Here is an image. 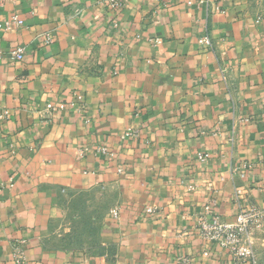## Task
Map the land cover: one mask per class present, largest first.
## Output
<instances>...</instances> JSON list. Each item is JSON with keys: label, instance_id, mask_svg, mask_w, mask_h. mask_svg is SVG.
<instances>
[{"label": "crops", "instance_id": "obj_1", "mask_svg": "<svg viewBox=\"0 0 264 264\" xmlns=\"http://www.w3.org/2000/svg\"><path fill=\"white\" fill-rule=\"evenodd\" d=\"M13 15L0 264H251L203 237L206 206L221 220L257 207L264 264V0H0V22ZM94 189L112 197L101 244L52 246L63 199Z\"/></svg>", "mask_w": 264, "mask_h": 264}, {"label": "built area", "instance_id": "obj_2", "mask_svg": "<svg viewBox=\"0 0 264 264\" xmlns=\"http://www.w3.org/2000/svg\"><path fill=\"white\" fill-rule=\"evenodd\" d=\"M110 1L114 7H122L126 0ZM22 23L23 21L17 15H13L6 22H0V28L11 30L14 26ZM44 40L46 43L53 42V38L49 35H45ZM199 42L208 48L212 47V40L208 34H205ZM25 50L24 46L16 47L11 51V58L15 61H22ZM48 107H51V105H48ZM125 135L137 136L138 130L129 129ZM96 151L98 153L108 152L106 147H100ZM113 214L117 215V212L114 211ZM259 216L260 211L257 207L250 206L246 209L241 208L232 220H221L218 215L214 214L210 206H206L204 214L199 219L200 233L204 238L214 241L220 247L231 248L237 259L257 264L254 233L259 225Z\"/></svg>", "mask_w": 264, "mask_h": 264}, {"label": "rangeland", "instance_id": "obj_3", "mask_svg": "<svg viewBox=\"0 0 264 264\" xmlns=\"http://www.w3.org/2000/svg\"><path fill=\"white\" fill-rule=\"evenodd\" d=\"M111 205V195L100 190L71 192L51 226L49 242L78 252L93 250L104 238L103 224Z\"/></svg>", "mask_w": 264, "mask_h": 264}]
</instances>
